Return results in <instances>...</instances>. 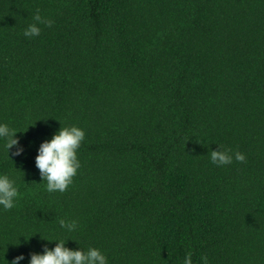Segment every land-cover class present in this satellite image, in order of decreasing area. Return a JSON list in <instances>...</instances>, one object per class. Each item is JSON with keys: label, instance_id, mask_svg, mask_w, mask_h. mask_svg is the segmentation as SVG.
<instances>
[{"label": "trees", "instance_id": "obj_1", "mask_svg": "<svg viewBox=\"0 0 264 264\" xmlns=\"http://www.w3.org/2000/svg\"><path fill=\"white\" fill-rule=\"evenodd\" d=\"M37 9L52 23L26 37ZM0 123L23 146L0 139V264L44 238L107 264H264V0H0ZM72 124L80 166L48 192L37 148Z\"/></svg>", "mask_w": 264, "mask_h": 264}, {"label": "clouds", "instance_id": "obj_2", "mask_svg": "<svg viewBox=\"0 0 264 264\" xmlns=\"http://www.w3.org/2000/svg\"><path fill=\"white\" fill-rule=\"evenodd\" d=\"M33 22L26 25L23 35L26 37L37 36L40 32L39 24L51 25L52 21L40 15L39 9L34 11ZM17 131L10 128L5 123H0V139L4 140V147L9 156V149L16 146L14 155L23 151V146L19 145L18 138L14 135ZM84 139V130L75 124L60 126L54 131L50 138L40 142L37 154L34 157L36 168L39 170L41 180L46 181L45 190L48 192H63L72 182V177L76 174L80 166L77 158V149ZM208 156L212 163L225 165L232 162L233 158L243 161L245 155L240 151L229 152L217 146V149H209ZM18 196V189L15 180L7 173H0V208L10 209L15 204ZM59 225L67 232H72L76 228L75 220L59 219ZM51 242L55 241L53 247L47 244L42 245V252H31L28 264H107L104 253L96 247L89 246L83 248H70L66 246V241L60 238H44ZM23 254L15 256L9 264H18L23 259ZM206 259V258H205ZM182 264H193L191 252L185 253Z\"/></svg>", "mask_w": 264, "mask_h": 264}]
</instances>
